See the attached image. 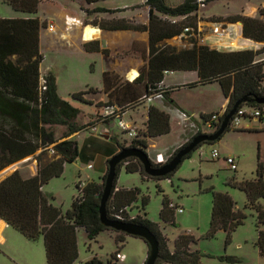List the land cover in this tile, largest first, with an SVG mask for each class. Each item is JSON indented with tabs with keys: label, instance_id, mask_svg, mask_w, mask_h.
Instances as JSON below:
<instances>
[{
	"label": "trees",
	"instance_id": "1",
	"mask_svg": "<svg viewBox=\"0 0 264 264\" xmlns=\"http://www.w3.org/2000/svg\"><path fill=\"white\" fill-rule=\"evenodd\" d=\"M99 1L83 0V3L93 5ZM174 1L173 4L168 0H146L145 5L149 9L148 25L133 24L125 19L101 21L95 19L92 22L86 20V25L91 24L102 30L147 31L149 59L146 68L140 71L134 81H125L114 72H104L101 91L90 87L73 93L72 100L84 106H92L94 103L88 100V96L100 93L106 96V102L100 104V107L104 106L106 110L125 114L128 110L144 104L152 91L163 84L165 74L196 72L198 81L185 87L195 88L218 83L223 96L228 99L226 110L219 122L214 124L216 130L239 100L245 97L249 99V102L242 106H262L257 100H264V62L258 60L264 55V50L222 51L199 45L197 38H194L190 47L181 50L166 45L167 40L182 37L185 28L189 27L196 31L198 24L192 21L193 14L200 6L219 0H205L203 3L199 0ZM2 3L15 12L27 14L32 18H0V172L28 157L37 159L39 168L35 176L24 177L19 170H16L0 182V220L29 241H36L42 236L48 264H74L79 255L77 245L79 229L85 230L90 241H94L104 231H113L116 233V245L125 243V234L108 229L100 222L99 209L109 160L106 164L107 171L98 182H89L83 188H78L79 194L74 198L72 207L67 212L63 213L43 194L42 188L52 179L61 177L64 165L73 163L78 157L76 143L71 139L58 143L51 128L66 127L68 130L66 138L71 137L85 128L77 122L82 110L59 96L53 77L47 79L45 89L41 88L40 66L44 58L40 52V32L46 27V22L33 17L38 13L40 0H2ZM85 12L88 18L94 14L115 13L104 8L85 9ZM260 15L264 16V9L260 11ZM177 18L183 19L173 22ZM230 21L242 22L243 38L264 43L262 20L237 16L230 18ZM84 48L87 52L109 54L108 50H101L97 42L85 44ZM172 90L167 88L163 96L171 104L174 103L170 99ZM211 115H204L202 118L208 121ZM229 127L230 125L225 133L230 130ZM170 132V116L151 106L143 132L128 145L126 142L117 143L118 150L137 148L147 154L151 140L167 136ZM202 134L200 131L195 133L175 150L166 163L196 136ZM215 142H203L194 151L203 144ZM52 144L59 158L43 165L42 152L36 154ZM151 163L154 167L166 164L152 161ZM122 167L127 173H140L145 178L155 180L167 179L172 175L151 178L144 173L142 164L136 158L121 163L117 168L112 194L106 204L107 217L149 228L159 242L160 257L157 264H201L203 254L194 249L198 239L192 233H180L173 248H170L167 236L161 232L158 225L148 219L146 207L149 199L141 197V191L137 188L117 187L118 173ZM263 175L264 166L259 163L255 178L244 179L231 185L246 194L247 204L244 210H254L257 214L256 247L262 257H264V209L260 201L264 199ZM212 196L213 208L208 237L213 238L219 231L225 232L230 237L239 226L244 224L247 215L236 208V203L228 193L214 190ZM139 200L140 206H137L139 214L133 218L126 216V211L135 206ZM170 204L166 198L163 199L159 217L163 223L175 226L173 210L177 207L170 208ZM220 261L240 264L235 257H221ZM91 264L100 263L94 260ZM107 264L116 263L108 261Z\"/></svg>",
	"mask_w": 264,
	"mask_h": 264
},
{
	"label": "rangeland",
	"instance_id": "2",
	"mask_svg": "<svg viewBox=\"0 0 264 264\" xmlns=\"http://www.w3.org/2000/svg\"><path fill=\"white\" fill-rule=\"evenodd\" d=\"M172 1L168 0L169 3ZM144 2L145 0H100L95 6L125 9ZM263 9L264 0H219L200 6L199 10L193 14L192 19L202 28L200 37H197L198 44L204 45L205 36L207 37L210 33V25L206 22L232 23L230 18L237 16L256 18L264 22V16L260 15V11ZM6 15L25 17V14L14 12L11 7L3 4L0 0V18H6L4 17ZM237 23L239 26H243L240 21L234 24ZM46 28H48L47 23ZM232 37L236 38V36ZM178 38H181L187 47H190L195 40L194 37L182 36L167 40L165 43L173 47L174 40ZM234 44L230 48H234ZM248 44L250 47L241 44L242 48H234L233 51L264 50V43L254 45L248 42ZM66 46L67 48L51 47L49 50H44L45 59L40 66L41 86L49 78L48 74L51 70L54 71L55 77L53 78L56 81L59 96L82 110L77 122L80 126H85L84 129L69 138H66L68 134L66 127L54 126L51 128L58 143L71 139L78 148V157L73 163L64 165L62 176L52 179L42 188V192L49 202L61 209L63 213L71 209L74 198L79 194V187L83 188L89 182H98L103 177L106 172L107 160L118 153L117 143L124 144L126 142L128 145L133 140L119 127L118 119L114 120L113 117L107 119L110 111L104 109V106L100 107V104L106 102V97L103 94L88 96V100L94 103L92 106H84L72 100L73 93L87 87H101V71L105 68V64L101 63L97 55L84 54L83 48L80 50L78 46ZM261 58H264V55ZM107 65L109 66L110 62ZM175 99L178 105L189 101L194 106L207 100L211 109L219 110L220 102L224 98L219 88L213 85L198 90L181 91ZM158 100H161L166 107L172 109L178 107L174 101L171 104L164 97ZM150 104L161 108L156 101L147 100L144 104L123 114V121L137 128L138 133L143 132V122L146 117L144 107ZM106 115L108 116L105 117ZM103 118H106L104 122L101 121ZM196 119L199 123L202 122L199 115L196 116ZM171 127L170 135L153 140L154 146L147 150L149 159L153 163H155L158 154L164 155L167 161L177 147L197 133V128L192 131L191 128H185L180 123L172 122ZM229 128L230 130L220 140L213 144H203L194 151L167 179L145 178L140 173H127L122 167L118 173L117 187L119 189L137 188L141 191V197L149 199V204L146 207L148 219L158 225L161 232L167 236L170 248H173L180 233L190 232L198 239L194 249L203 254L201 264H228L221 262V257H235L240 264H264V257L260 256L256 247L257 214L254 210H244V206L247 204L246 194L231 186L244 179L255 178L258 164L261 163L264 166V125L253 121L250 128H245L244 125L237 129L232 126ZM105 130L109 131V136ZM206 130L204 133L200 132L212 134L216 128L212 127ZM106 135L108 138L105 137ZM214 150L219 152V159H212ZM39 153H41L43 165L59 158L54 150V144L39 151L36 155ZM226 156L236 158V171L229 168L225 161ZM38 168L37 159L28 157L1 171L0 182L16 170H19L24 177H29L37 174ZM214 190L228 193L236 203V208L244 211L247 215L244 224L239 226L230 237L223 231L217 232L213 238L208 237L213 208L212 191ZM164 198L177 209L183 210L181 213L176 209L173 210L175 226L163 223L159 217ZM260 204L264 209V199L260 201ZM137 206H140V200L126 211V216L133 218L138 215ZM0 236L3 239L0 241V264H48L42 236L36 241H29L10 226L3 230ZM115 238V232L104 231L94 241H90L85 230L79 229L77 232L79 255L74 264H91L94 260L100 264H107L108 261L116 264H144L146 262L149 248L142 239L126 236L125 243L117 246ZM117 255L124 258L118 260ZM114 257L115 260H113Z\"/></svg>",
	"mask_w": 264,
	"mask_h": 264
},
{
	"label": "crops",
	"instance_id": "3",
	"mask_svg": "<svg viewBox=\"0 0 264 264\" xmlns=\"http://www.w3.org/2000/svg\"><path fill=\"white\" fill-rule=\"evenodd\" d=\"M171 3L174 4L175 1L173 0ZM95 4L85 5L83 3V0H40L38 13L36 16L33 17H37L42 22H46L48 24V28L45 27L40 32V52L43 55V58L45 59L44 50H49L51 47L67 48L66 45H69L70 47H72L73 45L78 46L80 50H82L83 48L84 54L87 53L90 55H97L101 63L105 64V68L102 69L101 71V78L104 72H114L119 74L123 80L132 82L139 76L140 71L142 69H145L148 64L149 33L147 31L139 32L132 30H118V31L102 30L99 27L91 24L86 25L85 21L87 20L89 22H92L95 19H97L98 21L111 20V19H125L133 24L148 25L149 9L145 5L146 0L142 4L131 5L130 7H127L125 9L104 8L114 11L115 13L94 14L92 15V17L88 18L85 9L93 10L95 8H101L95 6ZM4 17L10 19L32 18V16H29L27 14H25V17H18L16 15H6ZM181 19L183 18H177L175 20H181ZM221 22L228 27V29L231 32V35L229 37H226L224 40L217 41V39L209 33L207 37L205 36L204 45L208 46L211 49H217L222 51H233L234 48H238V49L242 48L241 44L245 45L246 47H250L248 42L255 45L254 42L248 41L247 39L243 38L242 26H239V23L234 24L223 21ZM50 27H53V29L50 30L49 29ZM232 36H236V38H233ZM94 42H97L99 44L101 50H108L109 54L105 55L102 52H87L84 48L85 44L94 43ZM232 44L235 45L234 48L233 47L230 48ZM173 45H174L173 47H176L178 50L188 48L187 44L181 41V38L174 40ZM227 49H231V50H227ZM108 62H110L109 66L107 65ZM173 74L176 76H170ZM197 81H198V76L196 72H175V73L165 74L164 81L161 86L163 88L173 89L170 93V99H172L177 104L178 107H173L172 109L166 107L161 100L153 99L152 101H156V103H158L161 106V108L155 104L154 105L150 104L144 107V111L146 114L145 120L143 122L144 128L148 120V110L149 107L151 106H155L161 111L166 112L170 116L171 123L172 122H175L176 124L180 123V125L182 124L185 128L186 127L191 128L192 131L194 128H197L196 132L202 131L204 133L205 131H207L206 130L207 128L211 129L212 127H215L214 124L211 127L208 124V121L204 120L202 117L204 115L209 116L214 113H217L221 117L222 112H224L227 108L228 99H226L223 96L218 83H213L206 86H198L195 88L185 87L186 85L195 83ZM213 85H216L219 88V91L222 97L224 98L220 102L219 110L211 109L209 107L207 100L202 101V104L200 105L198 104L197 106H194L189 101H186L184 103L182 102L181 104L179 103L180 105H178V103L176 102L175 98L177 94L181 91H185L187 89L198 90ZM87 88H85L84 90H86ZM102 88L103 85L101 79V87L95 89L101 91ZM183 114H186L188 118L185 119L183 117ZM197 115H199L202 121L201 123L197 121L196 119ZM251 123H253V121L244 122V127L250 128ZM105 132H107L109 136L108 133L109 131L105 130ZM171 132H172V127H171ZM108 136L106 135L105 137L108 138ZM153 140L150 141V146L148 150L151 148V146H154V144L152 143ZM162 156L164 157V155ZM106 171H107V167H106ZM35 175L36 174L31 175L29 177ZM7 227L8 225L4 221L0 220V235L3 230L7 229ZM0 241H3L1 236H0Z\"/></svg>",
	"mask_w": 264,
	"mask_h": 264
},
{
	"label": "water",
	"instance_id": "4",
	"mask_svg": "<svg viewBox=\"0 0 264 264\" xmlns=\"http://www.w3.org/2000/svg\"><path fill=\"white\" fill-rule=\"evenodd\" d=\"M248 102L249 99L247 97L236 102L230 112L223 118L221 125L216 132L196 136L187 146L179 150L169 162L162 166L154 167L149 159V156L144 151L137 148L121 149L115 156L109 159L108 171L104 180V189L99 209L100 222L108 229L123 233L129 237L142 239L149 248L148 257L144 264H157L159 260V242L156 236L149 228L143 225L114 220L107 217L106 204L114 188L118 166L130 158H136L142 164L144 173L151 178H162L173 174L181 165L183 160L200 144L203 142L217 141V139L220 138L227 130L230 120L238 108ZM257 103L264 105V100H257Z\"/></svg>",
	"mask_w": 264,
	"mask_h": 264
},
{
	"label": "built area",
	"instance_id": "5",
	"mask_svg": "<svg viewBox=\"0 0 264 264\" xmlns=\"http://www.w3.org/2000/svg\"><path fill=\"white\" fill-rule=\"evenodd\" d=\"M200 3L205 2V0H199ZM204 6V5H202ZM177 20H174L173 22H176ZM208 25H210V33L213 37L217 39V41L224 40L226 37H229L231 35L230 30L228 27L222 23V22H217V21H211V22H206ZM242 25V24H241ZM53 27H50V30H52ZM201 27L197 26V30L195 31L194 29L191 28H185L184 29V34L183 36H190V37H200L201 35ZM248 40V39H247ZM251 41V40H248ZM254 42V41H251ZM255 43V42H254ZM257 44V43H255ZM259 44V43H258ZM253 50V49H252ZM258 62H264V58H260ZM52 73V74H51ZM48 77H55L54 71L51 70L50 74H48ZM45 83L44 85L41 86L42 89H45ZM167 88H163L162 86H159L157 89L153 90L150 96L147 98V100H153V99H160L163 98V95L165 93ZM110 111V112H109ZM108 115L113 116L114 120L118 119L119 120V127L123 129V131L128 135L130 139H135L138 136V131L137 128L132 127L131 125L126 124L122 116L123 114H120L119 112H114V110H109ZM106 115L105 117H107ZM183 117L185 119L188 118L186 114H183ZM108 119V117H107ZM220 119V116L217 113H214L210 116L208 120V124L212 126L215 123H218ZM106 118H103L101 121H105ZM250 121H257L264 125V105L259 106V107H251V106H242L239 107L236 113L233 115V117L230 120L229 125L232 126L233 128L237 129L240 128L242 125H244V122H250ZM94 125V124H92ZM91 128L92 126H88ZM220 154L217 150H214L212 152V159H219ZM225 161L227 162L229 168L233 171L237 170V162L236 158L233 156H226ZM166 162V159L162 155H157L156 156V161L155 163L157 164H164ZM170 208H176L172 203L170 204ZM180 213L183 211L182 209H177ZM120 219V218H118ZM124 257L117 255L118 260H122Z\"/></svg>",
	"mask_w": 264,
	"mask_h": 264
},
{
	"label": "bare ground",
	"instance_id": "6",
	"mask_svg": "<svg viewBox=\"0 0 264 264\" xmlns=\"http://www.w3.org/2000/svg\"><path fill=\"white\" fill-rule=\"evenodd\" d=\"M86 34H87V33H86ZM89 34H90V33H89ZM89 34H88V35H89Z\"/></svg>",
	"mask_w": 264,
	"mask_h": 264
}]
</instances>
